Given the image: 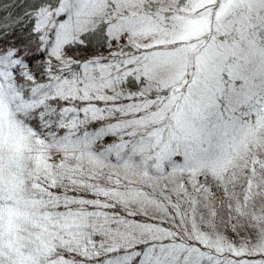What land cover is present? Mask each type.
I'll list each match as a JSON object with an SVG mask.
<instances>
[{
	"label": "snow or ice",
	"instance_id": "6c2138e0",
	"mask_svg": "<svg viewBox=\"0 0 264 264\" xmlns=\"http://www.w3.org/2000/svg\"><path fill=\"white\" fill-rule=\"evenodd\" d=\"M0 264H264V0H0Z\"/></svg>",
	"mask_w": 264,
	"mask_h": 264
}]
</instances>
